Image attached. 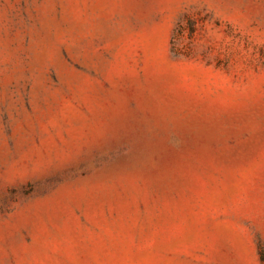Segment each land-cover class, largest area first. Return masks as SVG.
Wrapping results in <instances>:
<instances>
[{"label": "rangeland", "instance_id": "rangeland-1", "mask_svg": "<svg viewBox=\"0 0 264 264\" xmlns=\"http://www.w3.org/2000/svg\"><path fill=\"white\" fill-rule=\"evenodd\" d=\"M0 264H264V0H0Z\"/></svg>", "mask_w": 264, "mask_h": 264}]
</instances>
